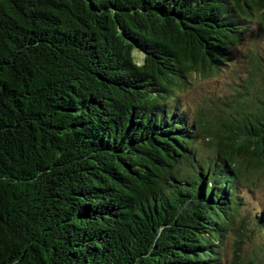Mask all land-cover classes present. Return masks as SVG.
Returning <instances> with one entry per match:
<instances>
[{
  "label": "trees",
  "instance_id": "trees-1",
  "mask_svg": "<svg viewBox=\"0 0 264 264\" xmlns=\"http://www.w3.org/2000/svg\"><path fill=\"white\" fill-rule=\"evenodd\" d=\"M263 42L264 0H0V264H223L246 205L264 264Z\"/></svg>",
  "mask_w": 264,
  "mask_h": 264
},
{
  "label": "rangeland",
  "instance_id": "rangeland-1",
  "mask_svg": "<svg viewBox=\"0 0 264 264\" xmlns=\"http://www.w3.org/2000/svg\"><path fill=\"white\" fill-rule=\"evenodd\" d=\"M253 41H255L254 38L250 36V38L242 44L239 52L245 54L246 50L254 45ZM260 45L259 47H261ZM262 46H264V42L262 43ZM260 56L263 57V53H261ZM234 62H238L237 58L232 64H234ZM239 69H243L242 71H239L241 75L248 71L245 62L243 63V67ZM231 75V68L229 67L225 68L224 71L216 77L195 79L188 91L182 95L184 105L187 106L190 111H196V107H202L204 102L208 101L206 105L212 106L210 102H214L221 94H225L227 91H232L233 89L239 90L243 88L245 84L244 77L240 76L239 79H235ZM250 178L256 183V188L253 194L257 201L253 202L252 205L257 208L258 203L264 205V176L256 177L252 175ZM245 197L248 198V202L251 201L249 195L247 196V194H245ZM241 214L243 215L242 217L245 218L247 228L251 231V234H248L247 240L242 238L243 244H238L237 236L231 234L225 248L223 249V264H243L247 260H253V257L255 259L257 257L258 260L259 258H262V251L260 249H263V240L256 235L253 230V221L251 217L254 214L253 207L250 205L244 206Z\"/></svg>",
  "mask_w": 264,
  "mask_h": 264
}]
</instances>
